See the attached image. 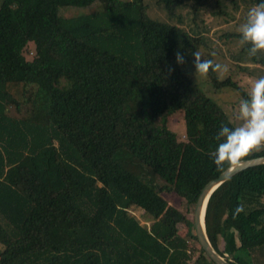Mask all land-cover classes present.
Segmentation results:
<instances>
[{
	"label": "trees",
	"instance_id": "1",
	"mask_svg": "<svg viewBox=\"0 0 264 264\" xmlns=\"http://www.w3.org/2000/svg\"><path fill=\"white\" fill-rule=\"evenodd\" d=\"M192 1L189 31L183 0H156L176 25L152 19L151 5L138 0H0V264H214L193 211L201 190L228 168L210 158L216 133L235 124L186 66L209 44L197 21L212 6L213 16L227 11L225 0ZM230 2L248 11L258 0ZM95 5L87 15H59ZM248 47L240 61L264 68V53L249 56ZM239 72L248 68L233 63L219 79L210 67L206 76L214 91L240 102L249 93ZM179 111L183 138L166 127ZM122 152L155 183L125 165ZM261 156L264 148L241 161ZM165 194L185 199L190 215ZM204 223L226 260L245 264L236 255L243 251L249 264H264V165L215 190Z\"/></svg>",
	"mask_w": 264,
	"mask_h": 264
},
{
	"label": "rangeland",
	"instance_id": "2",
	"mask_svg": "<svg viewBox=\"0 0 264 264\" xmlns=\"http://www.w3.org/2000/svg\"><path fill=\"white\" fill-rule=\"evenodd\" d=\"M127 1V0H124ZM142 3H148L151 5V9L149 10L148 14L152 19H156L158 21L167 22L171 25L179 24L174 19H169L165 13L160 11L157 7L156 0H138ZM193 1L192 0H183V4L180 7L179 15L182 18V26H184L189 31L193 29L194 23L192 22V15L190 14L189 10L191 8ZM223 5L226 8L227 15L224 16H213L211 11L215 7H211L209 11L203 14V24L197 21L199 27L207 28L206 30H202L199 28L201 32L205 34V36L209 39V44L206 49L202 48L198 53H200L201 59H211L213 64H221L222 66H226L225 70L223 71H216V75L219 79L224 78V73L229 67V65L236 63L243 67L248 68V72L241 73L239 72L237 76V80L241 86L249 93L250 86L256 79H258L261 75H264V68L258 65H253L249 63H243L240 61L239 51L242 47L243 42L238 38H226L228 34H237L238 27L242 24L245 20V16L247 11L240 5L238 10L234 9V6L230 2V0H225ZM98 5L84 7V8H75V7H64L59 9V15L64 17H77L81 15H87L93 13L97 9ZM197 30V31H198ZM186 72L190 75L192 81L198 86V88L209 98L215 101L223 110L228 114L230 120L235 124L238 125L241 121L238 119L239 116V104L240 102L237 99V96L230 91H223V92H216L214 91L213 87L211 86L208 78L205 75H201L199 73H195L194 70V57L186 66ZM166 127L176 136L183 138L186 130L184 116L182 112H176L172 116H170L166 121ZM264 148V147H262ZM120 159H122L125 165H130L136 169H133L139 177H143V179H148L153 184L155 183L154 176L146 175V172L143 168L134 165L132 163L126 162L130 156L127 153H120L118 155ZM165 199L167 200L168 204L175 207L177 210L182 212L185 215H190L191 208L188 206L185 199L176 195V194H165ZM189 209V210H188ZM131 215H133L141 225L149 227L151 224V220L146 218L143 211L140 209L132 208L130 210ZM1 227H0V238L1 235ZM3 233V231H2ZM183 233V231H182ZM193 248V246H191ZM196 250L198 246H195ZM3 250V246L0 242V253ZM199 255L197 251H195L193 255V260ZM237 257L243 263H250V258L245 252H239L236 254ZM194 261H192L193 263ZM191 263V264H192Z\"/></svg>",
	"mask_w": 264,
	"mask_h": 264
},
{
	"label": "clouds",
	"instance_id": "3",
	"mask_svg": "<svg viewBox=\"0 0 264 264\" xmlns=\"http://www.w3.org/2000/svg\"><path fill=\"white\" fill-rule=\"evenodd\" d=\"M237 30L240 40L249 45V56L264 53V0L248 9ZM192 56L195 73L205 75L210 67L213 71L225 70L226 66L213 64L211 59H201L198 52ZM176 60L182 62V57L177 54ZM238 119L241 123L235 126L221 123L216 133L217 142L210 158L217 169L238 167L243 157L264 147V75L251 84L248 98L240 101Z\"/></svg>",
	"mask_w": 264,
	"mask_h": 264
},
{
	"label": "water",
	"instance_id": "4",
	"mask_svg": "<svg viewBox=\"0 0 264 264\" xmlns=\"http://www.w3.org/2000/svg\"><path fill=\"white\" fill-rule=\"evenodd\" d=\"M264 165V156L253 158L250 160H243L240 162L238 167L227 168L222 172L216 179L210 181L201 190L198 199L196 201L194 211H193V223L198 242L208 258L214 264H232L230 261L226 260L224 257L219 255L209 242V239L205 231V211L208 200L215 190H217L223 183L231 179L238 173L247 170L249 168Z\"/></svg>",
	"mask_w": 264,
	"mask_h": 264
},
{
	"label": "built area",
	"instance_id": "5",
	"mask_svg": "<svg viewBox=\"0 0 264 264\" xmlns=\"http://www.w3.org/2000/svg\"><path fill=\"white\" fill-rule=\"evenodd\" d=\"M224 258L227 259L228 258V255L227 254H224ZM229 261V260H228Z\"/></svg>",
	"mask_w": 264,
	"mask_h": 264
}]
</instances>
